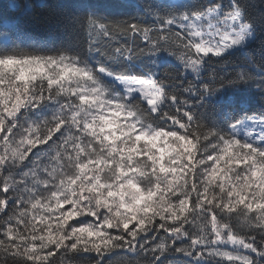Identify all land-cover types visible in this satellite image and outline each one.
<instances>
[{"label": "snow or ice", "instance_id": "obj_1", "mask_svg": "<svg viewBox=\"0 0 264 264\" xmlns=\"http://www.w3.org/2000/svg\"><path fill=\"white\" fill-rule=\"evenodd\" d=\"M0 264H264V0H0Z\"/></svg>", "mask_w": 264, "mask_h": 264}]
</instances>
